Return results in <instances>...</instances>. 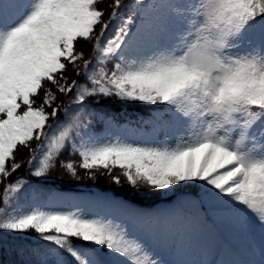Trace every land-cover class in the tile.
I'll return each mask as SVG.
<instances>
[{
	"label": "snow or ice",
	"instance_id": "6c2138e0",
	"mask_svg": "<svg viewBox=\"0 0 264 264\" xmlns=\"http://www.w3.org/2000/svg\"><path fill=\"white\" fill-rule=\"evenodd\" d=\"M100 98L164 106L162 123L180 133L98 137L88 117ZM25 166L37 180L59 168L134 189L199 182L197 212L264 229V0H0V232L51 245L41 264H165L112 218L14 207ZM130 214L148 234L177 238L192 219L181 209ZM258 251L198 264H264V233Z\"/></svg>",
	"mask_w": 264,
	"mask_h": 264
},
{
	"label": "trees",
	"instance_id": "16d2710c",
	"mask_svg": "<svg viewBox=\"0 0 264 264\" xmlns=\"http://www.w3.org/2000/svg\"><path fill=\"white\" fill-rule=\"evenodd\" d=\"M139 20H137L138 22ZM86 54L90 53L91 46L81 44ZM71 75V73H70ZM75 78V77H73ZM61 99H64L61 97ZM91 113H105L108 116L121 121L130 122L138 120L144 114L143 104L140 102H126L116 98H100L89 101ZM95 125L94 115L88 117ZM27 150L21 149L20 159L26 158ZM68 158L66 153L64 157ZM73 159H77L72 157ZM27 166L23 167L13 178H23L27 181L25 188L21 191L18 199L14 201V207L19 205L23 210L33 207H41L58 210H80L73 201L75 197L85 196L95 207L105 206L107 214H95L94 211H83L90 216H101L112 218L115 222L122 223L126 227H131L136 218L131 215L134 206L141 207L143 214L159 215L173 209H181L192 217L191 221L197 225H208L211 220V213L205 214L203 207L197 212L191 202H196L199 206V198L192 191H177L174 194L162 197L157 190L141 187L134 189L126 182L116 185L107 175H97L95 180L89 179L83 171L80 178L74 179L62 170L57 168L53 173L43 179L37 180L31 177ZM58 195L59 200L64 204L63 208H52L51 201ZM162 242V253L168 252V246L173 240L172 235H164ZM78 243V242H77ZM52 247L39 239L34 233L17 234L0 232V264H41L45 260V252ZM67 258V254L64 253ZM163 256H165L163 254ZM55 258L47 256V264H54Z\"/></svg>",
	"mask_w": 264,
	"mask_h": 264
},
{
	"label": "rangeland",
	"instance_id": "374dc122",
	"mask_svg": "<svg viewBox=\"0 0 264 264\" xmlns=\"http://www.w3.org/2000/svg\"><path fill=\"white\" fill-rule=\"evenodd\" d=\"M147 2V1H146ZM139 24V23H138ZM116 25L114 24L113 27ZM135 34V28L133 29ZM111 35V32H109ZM144 104V103H142ZM150 108V114L143 118V125H127L119 124L105 118L107 114L103 113L98 116L95 121L93 133L101 138H120L137 143H152L174 139L180 129L171 124L164 126L162 121H168L169 117L162 111L164 106H153L144 104ZM97 115V114H95ZM161 117V121L155 118ZM78 159V157H75ZM118 172V170H117ZM204 186L199 182L190 184H182L175 186L169 190H157L162 197H167L177 191H192L200 198L202 197V188ZM75 202L79 207L87 208L88 201L85 197H77ZM53 206L62 207L63 203L53 200ZM102 210V209H101ZM99 210V211H101ZM262 229L258 221H254L246 229L241 228L238 223H213L209 232V237L204 238L198 236L199 233L191 225H185V234L179 238L176 251V261L172 264H198L200 261L215 260L220 261H236L231 256V251L236 258L243 260L259 259V246L262 240ZM161 233L159 230L153 234L144 232L140 237L148 242L156 253L158 241ZM222 241L226 246L222 250L217 241ZM231 249V251L229 250ZM107 259H120L119 257L108 256Z\"/></svg>",
	"mask_w": 264,
	"mask_h": 264
}]
</instances>
